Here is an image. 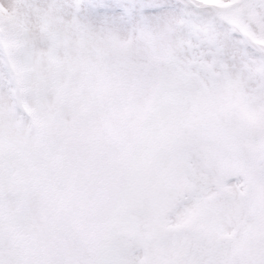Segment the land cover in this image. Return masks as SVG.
<instances>
[{
  "label": "snow or ice",
  "instance_id": "obj_1",
  "mask_svg": "<svg viewBox=\"0 0 264 264\" xmlns=\"http://www.w3.org/2000/svg\"><path fill=\"white\" fill-rule=\"evenodd\" d=\"M0 264H264V0H0Z\"/></svg>",
  "mask_w": 264,
  "mask_h": 264
}]
</instances>
